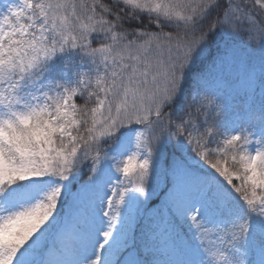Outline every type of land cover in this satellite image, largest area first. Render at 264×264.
<instances>
[{"label": "snow or ice", "instance_id": "6c2138e0", "mask_svg": "<svg viewBox=\"0 0 264 264\" xmlns=\"http://www.w3.org/2000/svg\"><path fill=\"white\" fill-rule=\"evenodd\" d=\"M0 264H264V0H0Z\"/></svg>", "mask_w": 264, "mask_h": 264}, {"label": "trees", "instance_id": "16d2710c", "mask_svg": "<svg viewBox=\"0 0 264 264\" xmlns=\"http://www.w3.org/2000/svg\"><path fill=\"white\" fill-rule=\"evenodd\" d=\"M253 55L255 56V58H256V60L258 62V59H259L258 54H253Z\"/></svg>", "mask_w": 264, "mask_h": 264}]
</instances>
